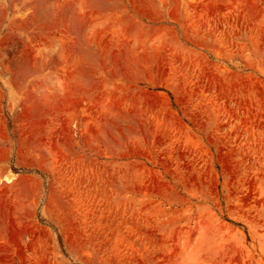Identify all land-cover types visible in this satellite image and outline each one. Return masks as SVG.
Segmentation results:
<instances>
[{
    "label": "rangeland",
    "instance_id": "1",
    "mask_svg": "<svg viewBox=\"0 0 264 264\" xmlns=\"http://www.w3.org/2000/svg\"><path fill=\"white\" fill-rule=\"evenodd\" d=\"M0 264H264V0H0Z\"/></svg>",
    "mask_w": 264,
    "mask_h": 264
}]
</instances>
